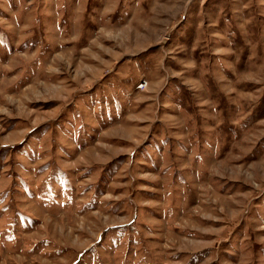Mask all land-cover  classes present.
<instances>
[{
	"label": "rangeland",
	"instance_id": "rangeland-1",
	"mask_svg": "<svg viewBox=\"0 0 264 264\" xmlns=\"http://www.w3.org/2000/svg\"><path fill=\"white\" fill-rule=\"evenodd\" d=\"M0 264H264V0H0Z\"/></svg>",
	"mask_w": 264,
	"mask_h": 264
},
{
	"label": "built area",
	"instance_id": "built-area-1",
	"mask_svg": "<svg viewBox=\"0 0 264 264\" xmlns=\"http://www.w3.org/2000/svg\"><path fill=\"white\" fill-rule=\"evenodd\" d=\"M145 86H146V82L140 80V82L136 85V89L143 90Z\"/></svg>",
	"mask_w": 264,
	"mask_h": 264
}]
</instances>
